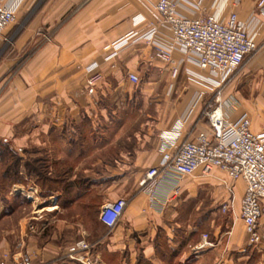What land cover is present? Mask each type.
I'll list each match as a JSON object with an SVG mask.
<instances>
[{
	"label": "crops",
	"instance_id": "crops-1",
	"mask_svg": "<svg viewBox=\"0 0 264 264\" xmlns=\"http://www.w3.org/2000/svg\"><path fill=\"white\" fill-rule=\"evenodd\" d=\"M157 1L2 0L15 16L5 34L17 23L22 29L16 38L14 33L8 37L15 39L13 51L18 54L26 45L34 47L24 67L14 71L23 56L5 53L3 57L4 48L0 44V137L12 139L16 126L49 128L53 123L63 125L61 129L68 125L88 126L98 137H104L102 133H109L111 128L113 133H122L126 145L114 154L117 160L105 165V171L135 176L130 185L125 180L116 185L110 200L123 199L126 207L119 224L113 230L106 229L105 235L95 241L98 250L103 243L120 251L133 248L134 241L147 244L160 239L173 246L182 220L194 219L198 213L201 225L209 226L226 204L231 208L223 215L233 214L235 220L226 233L229 244L240 247L247 244L239 217L243 182L234 183L216 170L209 178H183L176 195L170 185L162 186L153 202L142 186L146 172L159 166L175 135L179 134V140H193L197 134L207 132L204 112L212 98L194 57L176 46H170L178 68L175 78L171 67L155 57L150 42L132 39L115 51L110 48L135 31L142 34L148 12ZM173 1L178 4V14L186 18L213 14L225 19L231 11L237 13L258 48L224 86L223 97H233L238 102L239 111L234 119L244 114L250 120L251 131L264 134V8L257 7L259 0ZM169 39V33L162 30L156 34L155 42L168 43ZM93 63L98 65L103 78L94 93L88 95L83 78L85 68ZM128 73L137 75V84L128 81ZM7 74L10 85L3 88L2 78ZM152 93L161 99L154 103L139 99ZM63 134H59L61 139ZM105 141V148L110 149L115 147L114 141L120 140L108 137ZM105 183L114 185L109 179L97 182L99 186ZM200 204L210 208L199 214ZM261 223L264 224V217ZM187 228L195 229L194 223L187 224ZM216 230L224 237L219 227ZM146 246L145 252L150 253L149 243ZM56 259L54 256L36 259L37 263L31 257L36 264H50Z\"/></svg>",
	"mask_w": 264,
	"mask_h": 264
},
{
	"label": "rangeland",
	"instance_id": "rangeland-1",
	"mask_svg": "<svg viewBox=\"0 0 264 264\" xmlns=\"http://www.w3.org/2000/svg\"><path fill=\"white\" fill-rule=\"evenodd\" d=\"M17 25L4 33L5 38H0L3 57L17 54L13 51L15 39L8 38L12 33L15 38L19 36L22 29ZM33 47L26 45L17 54L19 58L23 57L14 71L24 67ZM7 79L8 74L2 78L3 88L10 85L11 78ZM83 79L85 82L86 76ZM139 79L143 83L144 80ZM134 91L135 88H132V97L136 95ZM139 99L154 103L161 98L152 93ZM62 127L54 123L49 128L46 125L34 128L33 125H20L15 127L12 139L0 137L20 158L21 172L19 184L6 187L3 186L5 182L0 181V262L6 260L7 264H13L15 260H31V257L36 262L54 256L57 259L50 264H77L69 258L68 250L77 241L85 240L93 245L92 264H264V244L257 247L247 246L246 242L240 247L229 244L226 233H229L235 220L233 214L226 216L222 212L212 218L209 226L201 225L198 213L194 219L182 220L173 246L160 239L157 243L148 242L150 253L144 250L148 243L137 241L132 242L133 248L130 249L118 251L107 248L103 243L98 250L95 241L104 236L107 229L98 220L99 210L103 204L111 202V195L119 182L125 180L130 185L135 176L132 173L105 171V165L118 159L115 153L126 142H123L122 133H113L112 128L109 133H102L104 137H98L88 126ZM61 132L65 133L62 139L59 137ZM107 136L113 140L119 137L120 141H114V148L106 149ZM38 159H44L42 164L49 166L50 177L61 180L60 184L42 185L34 173H27L26 162ZM30 166L40 167L35 162ZM108 179L114 185L97 184L99 180ZM207 207L210 208L200 204L199 214ZM213 208L220 210L217 206ZM193 223L195 229L187 228V224ZM218 227L224 237L217 234ZM203 236H207L209 245L204 251L196 252L194 248Z\"/></svg>",
	"mask_w": 264,
	"mask_h": 264
},
{
	"label": "built area",
	"instance_id": "built-area-1",
	"mask_svg": "<svg viewBox=\"0 0 264 264\" xmlns=\"http://www.w3.org/2000/svg\"><path fill=\"white\" fill-rule=\"evenodd\" d=\"M257 7L264 8V0H259ZM177 10L176 1L158 0L148 12L146 22L142 19V23L145 22L142 34L135 31L110 46L115 51L132 39L152 43L155 57L171 67L173 78L178 75V68L174 65L170 46H176L184 54L194 57L204 75V86L212 95L204 112L207 132L197 134L193 140H179V134L175 135L169 149L164 150L159 166L146 172L142 186L153 202L162 186L170 185L176 195L183 178H209L216 170L226 174L234 183L243 182L239 217L247 245L260 246L264 244V224L261 223L264 217V134L251 131L246 115L234 119L239 111L238 102L233 97H223L224 86L258 46L235 11L220 19L213 14L186 18ZM14 21V12L0 0V38ZM162 30L169 33L168 43L155 42L156 34ZM85 72L86 92L92 95L103 76L95 63L87 66ZM127 79L132 84L138 83V77L133 73H128ZM125 207L123 199L103 204L98 214L100 224L113 230L119 224ZM230 208L231 205L226 204L222 206V212ZM208 245L207 236H203L202 242L194 249L200 251ZM68 251L69 258L77 264H92L93 245L89 242L77 241ZM0 264H7V261ZM13 264L35 263L26 258Z\"/></svg>",
	"mask_w": 264,
	"mask_h": 264
},
{
	"label": "trees",
	"instance_id": "trees-1",
	"mask_svg": "<svg viewBox=\"0 0 264 264\" xmlns=\"http://www.w3.org/2000/svg\"><path fill=\"white\" fill-rule=\"evenodd\" d=\"M44 159L33 160L26 162L25 170L27 173H34L42 185L48 183L49 186H54L60 184L62 181L57 178H51L49 173V166L47 164H42ZM33 162L40 165L39 168H34L30 166ZM19 164L20 158L15 154L14 149L10 146L9 143H6L3 140H0V181L4 183L3 186H13L14 184H19L21 181L19 179ZM32 168V169H31Z\"/></svg>",
	"mask_w": 264,
	"mask_h": 264
}]
</instances>
